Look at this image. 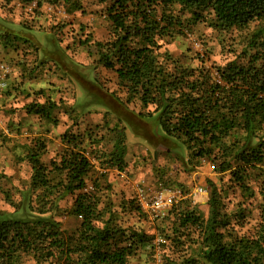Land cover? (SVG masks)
Wrapping results in <instances>:
<instances>
[{
	"label": "trees",
	"instance_id": "16d2710c",
	"mask_svg": "<svg viewBox=\"0 0 264 264\" xmlns=\"http://www.w3.org/2000/svg\"><path fill=\"white\" fill-rule=\"evenodd\" d=\"M35 2L38 7L61 3L69 11L81 8L78 0ZM103 13L108 36L93 41L92 53L97 64L115 75L123 97L114 91L109 95L125 111L138 103L139 114L155 115L165 134L182 140L188 160L208 159L213 170L227 172L230 186L242 198L257 193L264 202V0H111ZM199 22L239 32V48L230 49L231 59L212 61L208 47L187 48V55L178 56L162 48L165 40L185 36V29L193 33ZM1 32L3 46L18 38ZM84 44L89 51L87 35ZM184 58H195L198 64L188 65ZM49 102H30L25 108L51 118L55 103ZM111 131L115 137L106 153L91 149L99 144L95 136L88 134L85 143L82 135L68 129L60 137L61 151L47 163L42 160L43 140L28 146L29 180L18 189V199L7 195L12 211L0 212V264H19L22 253L33 258L32 264H128L130 256L156 237L124 219L125 207L138 221L144 218L133 198L116 208L103 193L109 187L107 173L96 174L95 164L119 170L126 166L124 128ZM249 169L261 176L256 191L247 184ZM206 184L205 217L184 204L185 199L165 213L171 221L159 226L158 234L168 241L162 246L171 245L182 258L177 263L167 256V263L264 264V206H257L258 219L244 229V201L229 210L226 188L210 178Z\"/></svg>",
	"mask_w": 264,
	"mask_h": 264
},
{
	"label": "rangeland",
	"instance_id": "374dc122",
	"mask_svg": "<svg viewBox=\"0 0 264 264\" xmlns=\"http://www.w3.org/2000/svg\"><path fill=\"white\" fill-rule=\"evenodd\" d=\"M110 1L78 0L81 8L69 12L67 6L61 3L48 10L45 7L46 3L33 8L19 0H0V32L8 31L10 37L19 36V39L14 42L6 41L4 46L0 41V61H7L11 64L13 73L10 78L14 73H19V78L23 82L22 85L20 84L23 86V90L15 89L13 95L9 94L10 98L6 97V100L0 102V212L12 211L7 195L13 200L18 199V189L29 180L31 170L26 153L30 144L40 139L45 142L42 160L47 163L63 147L59 142L58 135L49 138L47 134L52 129L56 133L69 129L72 133L82 135L85 138V143H88L86 140L88 134L95 136L99 144L94 145L91 149H98V153H106L111 149L115 137V133L111 129L114 126H120L125 131V143L127 141L124 155L126 161L124 170L127 178L130 177L135 182L138 180L134 173V171L138 172L136 169L138 168L136 165L138 156L143 159L142 163L147 168V174L160 177L164 176L161 165L167 166L170 170L172 163H176L174 169L178 170L176 172H182L181 177L167 179L163 182L166 185L174 184L184 188L186 186L184 181H187L186 176L196 170L204 181L203 185L207 193V178L226 188L228 194L226 203L229 210L233 209L238 201H244L243 205L246 206L247 215L244 229L250 227L258 219L259 209L257 206L260 204L264 206L259 194L255 193L252 197L242 198L239 195L240 191L234 186H230L227 172L220 173L211 169L210 165L212 164L206 158L188 160V151L182 140L165 134L156 123L155 115L139 114L138 103H130L129 109L126 108L127 111L109 109L110 104L115 103L109 96L110 91H114L120 97H123V93H120L116 88L115 75L94 61L97 55L92 51L94 50V40L103 41L108 36L109 24L99 14ZM60 6L65 10V16L58 18L55 17V13L61 8ZM55 8L57 9L55 10ZM93 15L95 17L91 18ZM86 35L90 39L89 51L84 44ZM21 37L27 41H23ZM193 37L199 40L197 47H194L185 36H177L172 41L165 40L162 48L178 56L180 54L187 55V48H191L192 51L208 47L211 60L218 64H223L233 57V53L230 51L232 47L239 48L237 43L239 32L235 29L218 31L199 22L193 26ZM35 45L36 47H34ZM4 47L10 50L15 48L14 52L18 50L13 59L6 58V53L2 54L6 51ZM35 52L41 59L39 62L40 71L37 69L34 72H23L20 65L24 64L26 67L25 63H28V60L31 61L30 55L33 59ZM16 54L20 55L19 57L22 59L24 58L25 61L17 62ZM2 55L3 57H1ZM185 61L186 64L192 66L198 64L195 58H187ZM24 73L26 76L23 75ZM6 92L9 93V91ZM24 93L25 97L29 98L24 99L22 97ZM46 100L50 101L49 104L55 103V106L50 109L52 117L48 120L42 119L39 114L26 112L27 103H43ZM128 112L133 115L129 119L127 118ZM143 112L146 113L147 110L144 109ZM96 124L99 126L95 127ZM25 137L27 140H24ZM153 149H157L155 158L150 153ZM157 158H159L158 161ZM98 166L96 163V168L100 170ZM97 169L95 172L98 171ZM249 171L250 177L247 179V184L256 191L261 185V176L257 174V170L249 169ZM181 178H184L183 182L179 180ZM102 183L105 185L104 181ZM87 184L91 185V182L88 181ZM108 184L106 194L115 203L121 197L117 194L120 191L117 190L118 186L113 183ZM103 193L106 196L105 189ZM132 197H122L121 199L126 200ZM69 199L67 204L70 203ZM199 199L197 196L193 200H186L184 204L194 206L204 215L203 207H199L201 205ZM60 204L64 205L66 202L61 201ZM122 215L124 219L135 222V218L129 214L123 213ZM165 215L157 222L141 224L146 233L157 235L149 244L130 256L128 264H168L167 256L174 257L177 259L176 262L180 263L182 258L177 257L180 252L173 251L171 245L163 247L162 244H167L168 241L164 242L158 234L159 226L171 221V217L167 219ZM63 223L68 226L70 221L65 218ZM186 250L187 253H191L193 246ZM32 263L33 258L28 254H20L19 264ZM199 264L208 263L200 261Z\"/></svg>",
	"mask_w": 264,
	"mask_h": 264
},
{
	"label": "crops",
	"instance_id": "0c3cea01",
	"mask_svg": "<svg viewBox=\"0 0 264 264\" xmlns=\"http://www.w3.org/2000/svg\"><path fill=\"white\" fill-rule=\"evenodd\" d=\"M9 33V32H8ZM13 37H15V36H13ZM16 37H18L17 39H19V36H17L16 35ZM22 38V37H21ZM14 39V38H13ZM17 39H14V40H17ZM23 39V38H22ZM14 40L13 41H11V42H14ZM24 40V39H23ZM30 43V42H29ZM18 44H20V43H18ZM23 44V43H22ZM3 46V45H2ZM13 46H16V45H13ZM34 47H36V45L34 46ZM4 49H6L5 47H4ZM15 49V48H14ZM13 48L10 50V49H6V51L5 52H2V54H5L6 53V58L8 57H11L12 59H13V57H15V53H17L18 52V50L16 51V52H14L13 50H14ZM36 51H37V48H36ZM18 55L16 54V60H18L17 62H24L25 60H24V58L22 59L21 57H17ZM1 57H3V55L1 56ZM36 57H37V59H36ZM30 60L31 61H29L28 60V63L26 62L25 64H26V67H25V65L24 64H21L20 65V67L23 69V72H29V71H31V72H34L35 70H37L38 69V71H40V68H41V66H39V62H41L40 60V58L38 57V55H37V52H35V55H34V57H33V59H32V57H31V55H30ZM18 70V69H17ZM25 73L23 74V75H25ZM19 76V73L18 74H16L15 73V75L14 76H12L11 78L9 77V79H8V84H9V86H8V89L6 90V91H9V93H7L6 91L2 94V96L0 97V102H3L4 100H6V97H9L10 98V95H13L14 93H15V89H18V90H23V86H20V84L22 85L23 84V82L21 81V79L18 77ZM26 76V75H25ZM20 88H19V87ZM14 90V91H13ZM109 92V91H108ZM10 94V95H9ZM26 95H25V93L24 94H22V97L24 98V99H26V98H29V97H25ZM110 96V95H109ZM111 97V96H110ZM114 101H115V103H112V104H110V107H109V109L110 110H112L113 111V109H119V110H124V108L122 107V105H120L119 103H118V101L114 98V97H111ZM8 100V99H7ZM30 103V102H29ZM29 103H27V104H29ZM141 111H143V110H141ZM26 112H28L27 110H26ZM29 113V112H28ZM29 114H31V113H29ZM144 115V114H143ZM147 115V114H146ZM150 116V115H149ZM43 118H45V119H47L48 120V118H46V117H42V119ZM156 121V120H155ZM157 123V122H156ZM65 130H67V129H65ZM65 130H63L62 132H59V133H56V131L54 130V129H52V130H50V132L47 134V136H49V138H51V137H55L56 135H58V137H61V134L65 131ZM69 130V129H68ZM59 134H60V136H59ZM51 135H54V136H51ZM163 137V136H162ZM166 138V137H165ZM24 140H27L26 139V137L24 138ZM29 141L31 142V139H29ZM59 142H61L62 143V146H63V142H62V140H61V138H59ZM126 143H127V141H126ZM156 151H157V149H153L152 150V152H150L151 154H152V156H153V158H155V154H156ZM138 161L136 162V165L138 166V168H136L137 170H138V172L137 171H134V173H135V176H136V178L138 179L137 181H139V180H142L143 182H146V183H148V184H151V185H157V184H159V183H163L164 181H166L167 179H173V178H180L181 177V174H182V172H176V171H178L177 169H174L175 167H176V163H172V169H170V170H168V168H167V166H165V165H161V166H163V169H162V172H164V176L163 177H160V176H155V175H150V174H147V168H145V166L143 165V163H142V161H143V159L142 158H140V156H138L137 158H136ZM158 159L159 158H157V161H158ZM158 164H161V163H158ZM148 166V164L146 165V167ZM116 170H118L119 171V169H117V167H110V168H107V171H106V173H107V176H106V182L107 183H113L115 186H118L117 188V190L118 191H120V192H118L117 194H119V196H121L120 198H119V200L117 201V202H115L114 204H115V207L116 208H120V207H118L117 206V204L119 203V202H122V201H126V200H123V199H121L122 197L123 198H128V196L129 197H132V192H133V187H134V182L135 181H132L131 180V178L129 177V178H124L123 176H121V175H119L118 174V171L116 172ZM144 170H145V173H144ZM120 172V171H119ZM112 175V176H111ZM193 177V178H192ZM186 180L187 181H184V178H181V179H179V180H183L184 181V183L186 184V186L184 187L185 189H188L189 187H191V186H193V185H195V184H204V181H203V179L200 177V173H198V171H196V170H194V172L192 173V174H189V175H187L186 176ZM182 181V182H183ZM196 181V182H195ZM106 191H107V189H105V194H106ZM121 191H123V192H121ZM113 193H114V191H113ZM106 196H107V194H106ZM105 196V197H106ZM118 196V195H117ZM199 196V200L201 201V205L199 206V207H203V209H204V211L203 212H205V214L203 215L204 217L207 215V211H208V204H207V198H208V193H207V191L205 190L204 191V193L203 194H200V195H198ZM106 199H109V197L107 196L106 197ZM112 201V200H111ZM113 202V201H112ZM126 203V202H125ZM123 213H127V214H129L131 217H133V218H135V222L133 221V222H131V221H129L130 222V224H132V225H134V226H137V228L138 227H141V228H144L141 224H144V223H146V222H148L149 224L150 223H153V222H157V220L156 221H150V220H148V219H140L139 221H138V217H137V215L134 213V211H129L128 209H127V207H125V211H123ZM135 215V216H134ZM144 231H146L145 229H144Z\"/></svg>",
	"mask_w": 264,
	"mask_h": 264
},
{
	"label": "built area",
	"instance_id": "2783aa9c",
	"mask_svg": "<svg viewBox=\"0 0 264 264\" xmlns=\"http://www.w3.org/2000/svg\"><path fill=\"white\" fill-rule=\"evenodd\" d=\"M29 7L36 8L38 7L35 0L28 3ZM53 4L46 3V9L51 10L53 8ZM61 8L55 13V17H63L65 16V10ZM57 8H55L56 10ZM54 10V11H55ZM72 12V11H69ZM102 18H105V14L103 10L100 11L99 14ZM95 15L91 16L94 18ZM65 18V17H64ZM106 19V18H105ZM185 37L188 38L194 47L199 45V40L193 37V33L184 30ZM15 70V69H14ZM17 70V69H16ZM13 73V68L11 64L7 61H0V97L8 89V79L10 75ZM15 73L12 75L14 76ZM19 77V76H18ZM96 167V164H95ZM97 169L98 171H107L105 168ZM210 168L213 169V165H210ZM118 170H116L117 172ZM120 171V172H119ZM118 174L127 178L126 171L119 170ZM90 185H88V188ZM191 189H184L178 185H166L163 183H159L157 185H151L142 180L134 182L133 187V201L134 204L138 207V210L143 215L144 219H148L150 221H156L163 217L165 213L173 206L177 205L181 200H193V198L197 197L200 194H203L205 191V187L203 184H195L190 187ZM161 264V263H159Z\"/></svg>",
	"mask_w": 264,
	"mask_h": 264
},
{
	"label": "clouds",
	"instance_id": "9594fccd",
	"mask_svg": "<svg viewBox=\"0 0 264 264\" xmlns=\"http://www.w3.org/2000/svg\"><path fill=\"white\" fill-rule=\"evenodd\" d=\"M76 11V10H75ZM72 12H74V11H72ZM133 198V197H132Z\"/></svg>",
	"mask_w": 264,
	"mask_h": 264
}]
</instances>
